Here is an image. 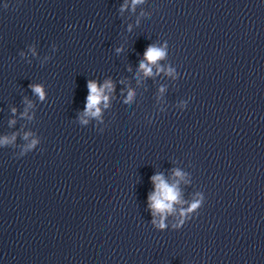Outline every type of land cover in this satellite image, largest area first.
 Listing matches in <instances>:
<instances>
[{
    "label": "clouds",
    "instance_id": "clouds-1",
    "mask_svg": "<svg viewBox=\"0 0 264 264\" xmlns=\"http://www.w3.org/2000/svg\"><path fill=\"white\" fill-rule=\"evenodd\" d=\"M144 0H131L133 9L137 4L143 3ZM127 5L121 6V11L126 8ZM119 51V50H118ZM166 56V51L162 47H158L157 45H149L148 48L144 52V60L140 63V70L143 71L145 76L152 75V67L151 65H155L160 59H163ZM172 70L169 69V74H171ZM34 94H36L41 100L45 97V92L42 85L33 84L30 85ZM88 95L86 97L85 109L81 116V123L87 124L88 121L83 117L91 116V117H100L101 108L100 105L103 103L104 107L108 106V95H105V90L111 91L113 89V84L111 81H105L103 85H98L96 81L89 80L87 84ZM134 91L129 89L126 102H131L134 97ZM28 107H31V103L28 104ZM15 112V109H13ZM22 115H27V109ZM14 123V121L12 122ZM30 134H25L24 139L27 140ZM15 141V135L11 138L4 137L0 139V145H8ZM38 143L37 139H32L30 143H28L23 149L24 153L32 150ZM174 175L176 177L183 178V173L179 170H176ZM152 183L154 185V191L149 194V208L153 214L152 223L156 225L160 229H164L167 225L164 223L167 215L172 213L173 206L176 203L180 202V192L178 186L176 184H169L163 177L162 174H157L151 177ZM200 206V202H193L190 208L187 210L191 212L197 209ZM160 217V222L157 223L155 217Z\"/></svg>",
    "mask_w": 264,
    "mask_h": 264
}]
</instances>
